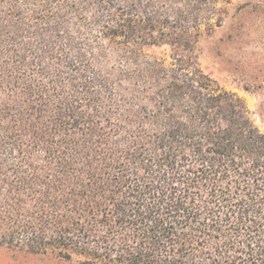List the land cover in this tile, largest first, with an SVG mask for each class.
Returning <instances> with one entry per match:
<instances>
[{
    "label": "trees",
    "instance_id": "trees-1",
    "mask_svg": "<svg viewBox=\"0 0 264 264\" xmlns=\"http://www.w3.org/2000/svg\"><path fill=\"white\" fill-rule=\"evenodd\" d=\"M234 1L0 0V248L264 264V133L200 61Z\"/></svg>",
    "mask_w": 264,
    "mask_h": 264
},
{
    "label": "rangeland",
    "instance_id": "rangeland-1",
    "mask_svg": "<svg viewBox=\"0 0 264 264\" xmlns=\"http://www.w3.org/2000/svg\"><path fill=\"white\" fill-rule=\"evenodd\" d=\"M241 1L230 6L226 23L201 42L203 69L223 90L242 97L256 126L264 133V13L247 8ZM162 53V50H154ZM0 264H81L52 256L0 248Z\"/></svg>",
    "mask_w": 264,
    "mask_h": 264
}]
</instances>
